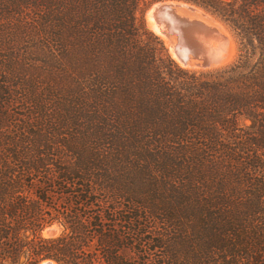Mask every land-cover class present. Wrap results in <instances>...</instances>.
Returning a JSON list of instances; mask_svg holds the SVG:
<instances>
[{
  "label": "trees",
  "instance_id": "16d2710c",
  "mask_svg": "<svg viewBox=\"0 0 264 264\" xmlns=\"http://www.w3.org/2000/svg\"><path fill=\"white\" fill-rule=\"evenodd\" d=\"M153 1L0 0V264H264V0H192L238 43L209 71Z\"/></svg>",
  "mask_w": 264,
  "mask_h": 264
},
{
  "label": "bare ground",
  "instance_id": "6f19581e",
  "mask_svg": "<svg viewBox=\"0 0 264 264\" xmlns=\"http://www.w3.org/2000/svg\"><path fill=\"white\" fill-rule=\"evenodd\" d=\"M147 25L157 34L168 47L171 56L179 65L195 69L206 70L218 68L227 65L233 60L235 54V41L226 24L219 21L202 7L192 5L182 1L165 0L163 2L153 3L145 13ZM201 24L203 27L216 28L226 38L225 43L219 42L214 37H209V47L211 49L212 62L207 66L203 63L201 56H195L193 52H188L182 59L181 54L173 47V40L180 26L191 25L193 23ZM174 35V36H172ZM52 228L48 227L46 234H53ZM49 232V233H47ZM52 260H43L39 264H46Z\"/></svg>",
  "mask_w": 264,
  "mask_h": 264
},
{
  "label": "water",
  "instance_id": "95a60500",
  "mask_svg": "<svg viewBox=\"0 0 264 264\" xmlns=\"http://www.w3.org/2000/svg\"><path fill=\"white\" fill-rule=\"evenodd\" d=\"M163 1L165 0H155L151 2V5L155 2H163ZM175 1H182L192 5L200 6L205 11H207L212 16H214L219 21H221L222 23L226 24L229 27V25L223 19L217 16L215 13H213L212 11L208 10L207 8L201 6L200 4L192 0H175ZM229 29L231 30L230 27ZM211 36L216 38L221 43L226 42V38L224 37V35L221 34V32H219L216 28L203 27L201 24L197 25L195 22L188 26L182 24L180 26V30L178 31V33L176 32L174 36L173 47L176 51H178L181 54L182 59L187 55L188 52H193L192 54H194L195 56L198 55L201 56L203 63L207 66L213 60L211 57V49L208 44L209 37ZM224 66L226 65H222L214 69H219ZM214 69H206V70H214Z\"/></svg>",
  "mask_w": 264,
  "mask_h": 264
},
{
  "label": "rangeland",
  "instance_id": "374dc122",
  "mask_svg": "<svg viewBox=\"0 0 264 264\" xmlns=\"http://www.w3.org/2000/svg\"><path fill=\"white\" fill-rule=\"evenodd\" d=\"M150 5H151V2L150 3H148L147 5H145L143 8H142V12H141V18H142V21H143V24H144V28H145V30L147 31V32H149V33H152L153 35H155V36H157L162 42H163V44H164V47L166 48V50H167V53L170 55V57L176 62V63H178L172 56H171V54H170V52H169V49H168V47L165 45V43H164V41L157 35V34H155L154 32H153V30L147 25V22H146V18H145V13H146V10L150 7ZM227 26V25H226ZM230 27V26H229ZM229 27L227 26V28H228V30L230 31V33H231V35L233 36V39H234V41H235V54H234V57H233V60L230 62V63H228V64H231V63H233L234 61H235V59H236V57H237V54H238V43H237V40H236V37H235V35H234V33H233V31H232V29L230 30L229 29ZM231 28V27H230ZM179 65V64H178ZM201 71H209V70H201ZM51 226V227H50ZM48 227H50V228H52L53 230H52V232H53V235H57V234H59L60 233V231H61V225L58 223V222H53L51 225H49V226H45L43 229V231H41V234H43V235H47L46 234V231L45 230H48ZM47 233H49V232H47ZM51 233H49L48 235H50ZM53 235H50V236H53ZM43 261V260H42ZM41 262V261H40ZM39 262V263H40ZM54 262V261H53ZM38 263V264H39ZM46 264H51V262H48V263H46ZM55 264H57L56 262H55Z\"/></svg>",
  "mask_w": 264,
  "mask_h": 264
}]
</instances>
